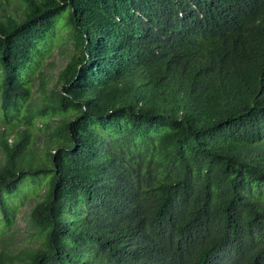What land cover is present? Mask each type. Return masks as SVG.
Segmentation results:
<instances>
[{"label":"trees","instance_id":"1","mask_svg":"<svg viewBox=\"0 0 264 264\" xmlns=\"http://www.w3.org/2000/svg\"><path fill=\"white\" fill-rule=\"evenodd\" d=\"M17 1L0 264H264V0ZM42 190L10 248L14 198Z\"/></svg>","mask_w":264,"mask_h":264},{"label":"rangeland","instance_id":"2","mask_svg":"<svg viewBox=\"0 0 264 264\" xmlns=\"http://www.w3.org/2000/svg\"><path fill=\"white\" fill-rule=\"evenodd\" d=\"M0 12H6L9 14H19L22 12V7L17 0H0ZM61 36L56 37L52 42V50L50 52L49 57L46 59L42 70L47 76L49 80V87L56 81V78L59 72L65 67L70 58V53L68 51L67 45L61 43ZM1 150H0V158H1ZM44 186H41L43 189ZM43 190L39 193L37 191L34 195H30V192L25 193V200H21L18 197L14 198V201L17 205V211L15 216V222L12 228L8 231L5 238H12L10 240V248L14 250H18L23 247L26 238V227L28 222V216L31 208L37 200V197L42 194ZM3 247V243L0 241V250Z\"/></svg>","mask_w":264,"mask_h":264}]
</instances>
